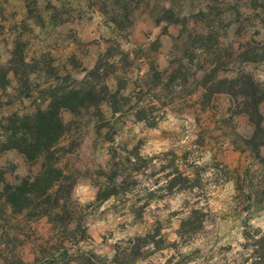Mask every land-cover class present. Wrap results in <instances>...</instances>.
Here are the masks:
<instances>
[{
    "label": "rangeland",
    "instance_id": "374dc122",
    "mask_svg": "<svg viewBox=\"0 0 264 264\" xmlns=\"http://www.w3.org/2000/svg\"><path fill=\"white\" fill-rule=\"evenodd\" d=\"M0 69V140L57 91L108 85L103 112L61 110L54 159L74 178L62 225L7 203L4 183L39 163L0 149V264H48L60 240L69 264L110 263L133 237L134 264H239L262 244L264 0H0ZM241 73L258 84L251 108L218 84Z\"/></svg>",
    "mask_w": 264,
    "mask_h": 264
},
{
    "label": "trees",
    "instance_id": "16d2710c",
    "mask_svg": "<svg viewBox=\"0 0 264 264\" xmlns=\"http://www.w3.org/2000/svg\"><path fill=\"white\" fill-rule=\"evenodd\" d=\"M248 58L244 55L243 59ZM24 62V60H22ZM101 67L97 66L96 69ZM7 70L0 69V80L6 78ZM224 86V90L233 93L235 87L238 88L237 94L244 97L245 106L251 108L249 100L258 92L257 82L247 73L239 74L234 80L223 79L218 82ZM104 92L108 91L107 82L97 89L95 84H88L84 87H71L57 91L45 108H37L32 113L26 115L14 114L8 118V127L4 130V135L0 140L1 148H12L19 151L26 159L38 161L39 168L37 172L29 177L21 179L19 182L12 184L4 183L1 194L5 200L18 212L25 209L36 210L37 215H46L51 222H61L63 224L67 213V201L70 200V193L74 184V178L71 172L65 173L58 167L54 155L60 150L59 144L61 139L69 130V126L61 117V110L72 112V114H83L89 111H102V105L105 101ZM110 108L113 112L118 109L114 103L115 93L110 96ZM250 114L257 113L256 105L249 110ZM103 126V125H101ZM119 166L116 164L110 167L109 174L104 173L105 186H113L112 193L115 195L121 187L118 181ZM112 170V171H111ZM98 189L96 200L102 201L106 198V191L101 192ZM108 188V187H107ZM49 206L46 207V205ZM189 219V216L188 218ZM189 221V220H187ZM189 224V222H188ZM187 224V225H188ZM67 228V226H65ZM256 244V250L250 252L239 264H264V245ZM142 237L129 238L123 242L114 245V255L110 263L106 259H101L92 254H86L82 260L75 264H134L142 256ZM62 250L59 256L51 259L48 264H69L70 255L62 245L64 241L60 240ZM144 242V241H143ZM87 255V257H86Z\"/></svg>",
    "mask_w": 264,
    "mask_h": 264
}]
</instances>
